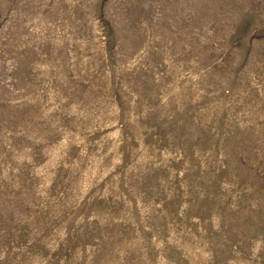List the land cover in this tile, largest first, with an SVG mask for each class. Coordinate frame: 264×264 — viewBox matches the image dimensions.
<instances>
[{
  "label": "rangeland",
  "instance_id": "rangeland-1",
  "mask_svg": "<svg viewBox=\"0 0 264 264\" xmlns=\"http://www.w3.org/2000/svg\"><path fill=\"white\" fill-rule=\"evenodd\" d=\"M0 264H264V0H0Z\"/></svg>",
  "mask_w": 264,
  "mask_h": 264
}]
</instances>
